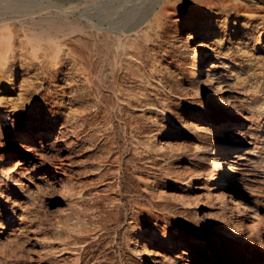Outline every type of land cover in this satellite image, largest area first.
I'll return each instance as SVG.
<instances>
[{"label":"bare ground","instance_id":"1","mask_svg":"<svg viewBox=\"0 0 264 264\" xmlns=\"http://www.w3.org/2000/svg\"><path fill=\"white\" fill-rule=\"evenodd\" d=\"M257 182L264 0H0V264H264Z\"/></svg>","mask_w":264,"mask_h":264},{"label":"rangeland","instance_id":"2","mask_svg":"<svg viewBox=\"0 0 264 264\" xmlns=\"http://www.w3.org/2000/svg\"><path fill=\"white\" fill-rule=\"evenodd\" d=\"M263 185V186H262ZM262 185H261V182H257V188L259 189V190H261V191H263V194H264V189H262L263 187H264V184L262 183ZM261 188V189H260ZM55 206H58L59 207V205L58 204H55L54 206H51V207H53L54 209H58V207H56L55 208Z\"/></svg>","mask_w":264,"mask_h":264}]
</instances>
